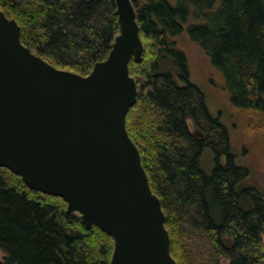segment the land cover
<instances>
[{
  "label": "trees",
  "instance_id": "trees-1",
  "mask_svg": "<svg viewBox=\"0 0 264 264\" xmlns=\"http://www.w3.org/2000/svg\"><path fill=\"white\" fill-rule=\"evenodd\" d=\"M132 2L144 53L129 65L138 100L126 123L160 198L172 256L177 264H264V182L237 162L228 127L177 45L187 32L223 76L231 105L264 118V0ZM0 9L34 53L83 75L119 34L115 0H0ZM0 249V264H110L114 239L68 212L64 198L0 166Z\"/></svg>",
  "mask_w": 264,
  "mask_h": 264
},
{
  "label": "water",
  "instance_id": "water-1",
  "mask_svg": "<svg viewBox=\"0 0 264 264\" xmlns=\"http://www.w3.org/2000/svg\"><path fill=\"white\" fill-rule=\"evenodd\" d=\"M119 34L88 75L60 69L21 40L0 9V166L60 196L114 239L110 264H177L160 198L127 129L138 100L130 62L144 44L132 0H115Z\"/></svg>",
  "mask_w": 264,
  "mask_h": 264
},
{
  "label": "rangeland",
  "instance_id": "rangeland-1",
  "mask_svg": "<svg viewBox=\"0 0 264 264\" xmlns=\"http://www.w3.org/2000/svg\"><path fill=\"white\" fill-rule=\"evenodd\" d=\"M177 45L187 55L191 81L205 93L211 112L219 115L228 127L237 162L250 168L256 179L264 182V118L253 116L249 111L236 109L231 105L224 88L223 76L212 66L207 54L187 32L177 37ZM189 124L191 130L195 131L191 119ZM202 162L207 171L212 170L215 160L210 149L204 151ZM262 239L264 243V232ZM5 254L0 249V261Z\"/></svg>",
  "mask_w": 264,
  "mask_h": 264
}]
</instances>
